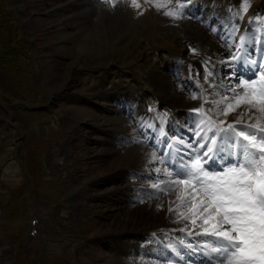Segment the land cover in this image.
I'll return each mask as SVG.
<instances>
[{
	"label": "rangeland",
	"instance_id": "obj_1",
	"mask_svg": "<svg viewBox=\"0 0 264 264\" xmlns=\"http://www.w3.org/2000/svg\"><path fill=\"white\" fill-rule=\"evenodd\" d=\"M205 1L220 10L229 3L240 7V0H191L188 8L206 15L198 12ZM178 2L0 0V264H112L104 255L113 242L125 244L116 262L142 250L132 246L133 237L100 240L95 234L121 219L120 204L148 205L135 183L152 180L148 173L112 176L119 172L113 151L122 154L123 147L139 144L133 141L129 113L111 111L116 105L112 94L130 96L147 116L170 117L173 108L162 101L156 73L180 61L178 56L203 68L207 56L197 54L198 44L191 39L211 49L221 46L190 15H165L177 10ZM249 3L243 21L254 9L264 10V0ZM89 32L94 37L88 41ZM170 67L163 70L168 75ZM190 99L187 108L194 109L201 97ZM127 128L132 140L123 133ZM138 169L146 167L131 170ZM96 178L98 184L83 187ZM95 193L101 198L90 197ZM82 204L90 214L83 215ZM32 217L41 236L35 242L29 235ZM154 219L159 214L148 223ZM96 248L103 256H96Z\"/></svg>",
	"mask_w": 264,
	"mask_h": 264
},
{
	"label": "snow or ice",
	"instance_id": "obj_2",
	"mask_svg": "<svg viewBox=\"0 0 264 264\" xmlns=\"http://www.w3.org/2000/svg\"><path fill=\"white\" fill-rule=\"evenodd\" d=\"M190 2L182 0L176 11L165 15L183 16ZM249 7V0H240L234 15L239 17ZM241 41L243 46V37ZM231 59L246 57L233 55ZM256 63L251 61L252 65ZM195 74L203 75L205 82L215 87L213 70L206 67L203 74ZM253 76L256 78L237 76L236 86L228 89L230 96L221 93L220 99H203L200 107L192 110L200 118L197 128L207 124L210 136L198 131L199 139L194 144L183 138L169 141L161 126L156 139L158 144L166 145V150L153 145L149 161L166 165L163 172L169 187L177 191L178 202L175 207L170 205L168 212L177 215L176 223L185 224L181 232L204 241L201 248L207 264H264V64ZM209 103L212 107L206 108ZM237 109V118L228 123L227 116ZM220 115L224 119L214 118ZM161 121L163 124V117ZM149 127L155 131L157 126ZM155 171L159 174L162 169ZM152 188L164 191L158 183ZM180 244L188 249L195 247L183 240Z\"/></svg>",
	"mask_w": 264,
	"mask_h": 264
},
{
	"label": "bare ground",
	"instance_id": "obj_3",
	"mask_svg": "<svg viewBox=\"0 0 264 264\" xmlns=\"http://www.w3.org/2000/svg\"><path fill=\"white\" fill-rule=\"evenodd\" d=\"M85 12L87 13V11H85ZM91 31L93 32V30H91ZM208 35H210V34L208 33ZM87 37L88 38H86V39L89 41L92 37H94V35H93V33L89 32ZM211 38L213 39L214 37L212 36ZM195 41L197 42V44L199 46L194 45ZM213 42L214 41H212V43ZM190 43L193 44V46H195L194 50L197 51L198 55H202L203 57H204V55L207 56L206 57L207 66L210 68V70H213L214 74H215L214 77L212 78V83L215 85V87H211L210 85L206 84L204 80H199L200 78L198 79V77L194 71L197 68L196 67L197 66L196 61L192 60L193 62H195V64L192 63L191 59H185L184 63H178V62L174 61L171 64H169V66L172 65V67H174L177 70L180 79L183 78L184 80H189V82L194 84L200 93L199 95H202L201 97H203V99H207L209 101L217 100V99H220L221 93L224 95L230 96L231 93L228 91V89H229V87H235L236 84L231 79L232 78V71H231V67L229 64V61H230L229 56L228 55L223 56L226 53L221 55V51L223 49H225L224 45L218 41L217 45L220 44L221 46L216 47V46L212 45V49H211V45H210V47L207 48L204 45H201V43H199L197 40H194V39H191ZM262 45H264V41H263ZM216 49L219 50L220 52L216 51ZM207 50H208V52H207ZM169 66L166 65L167 68L163 67L162 72L159 71L158 73H156V76H157V78L159 77V79L162 82V90L161 91H162V95L164 97V98L162 97L163 98L162 101L166 102L167 107L171 106L173 108L171 111L168 110L167 113L176 114V116H177L178 114L181 115L183 112H185L184 109L189 107L188 105L191 101H190L189 96H187L186 94H184L182 92V88L179 86V80H177V81L175 80L176 78L174 77V74L168 75L167 72L165 73L163 71L164 69H165V71H167V69H169ZM112 96L114 98V101H117L118 99L119 100H121V99L128 100L125 96H123V94H116L115 95L116 98L114 97L113 94H112ZM198 105L200 107L201 103H198ZM125 107L126 108H124V112L129 113L128 121L129 120L133 121V119H136V120L140 119L138 114H141V112L137 108H136V110L134 109L132 111L133 113L131 114L130 105H127ZM211 107H212L211 103L206 105V108H211ZM111 111L118 113V114L123 113V112H121L120 105L114 106L113 110H111ZM239 111H240V109H237V112L229 113V115L227 116V122L232 123L233 120L237 118V114L239 113ZM214 118H216L217 120L224 119L223 115H220V116L214 117ZM244 121H245V123L248 122L247 115L244 116ZM124 122H126V121H124ZM125 125H126V123H125ZM191 125H192V120L190 118H185L183 126L186 129H188L189 126H191ZM131 131L132 130L130 128H127L126 132L127 133L129 132L128 134L125 131L124 132L122 131V132L124 134H126V136L130 138V140H132V138L130 137ZM135 145H137V146H135V147L125 146V147H123L121 149V151H123L122 154H120L119 151H117V150L113 151L114 153L118 154V157H117L118 164L116 165V168H118L119 172H117L116 174H114V173L117 170L115 172H112L114 174V175L112 174V176H120L123 172L129 173V174H131V173L132 174L142 173L141 174L142 176H144L143 173H152L151 175L153 177L151 179H153V180L147 179L144 182L137 181L135 183L136 185L138 184V186L140 185L142 187V190H140L141 194H140L139 198L149 200L150 203L148 202L147 203L148 205L144 206L143 208H137L138 207L137 205L123 206L120 204L118 209L117 208L116 209L124 211L125 214L121 217H119L118 215L117 216L115 215L116 219L118 217L121 218L120 220L118 219V222H117V220L115 221L113 218L112 219L110 218V220L115 221L112 225H110L109 227H106L104 230L101 229L99 231H96V233H95L97 235L96 238H98V239L100 238V240L105 238V236H107V235L116 236V238H112V239L120 240L121 238L118 239V237H122L123 235H125V237H127V236L128 237H134V236H140L141 237V235H143L144 233L149 234L153 231H156V230L164 228V227L171 228L174 230L177 228H184L185 227V224L180 225L179 223H176V224L173 223L174 225H172L170 223L172 220H175V221L177 220V215L176 214L171 215V213L168 212V208L170 205L175 207L178 202L176 200L177 191L173 190L169 187V181L164 180L162 182H159V184H158L159 188L167 190L166 194H164V196H162V197L159 195V192L157 189L152 188V184L157 183V182H154V180L158 179L156 177L165 176L164 172H163V169L165 167L163 165H160L159 163L153 164V163L149 162L151 160V153L154 150H152V149H150V148H148L142 144H135ZM139 146H141L142 148H139ZM143 147H145V148H143ZM142 166L146 167V169L131 170L132 168H138V167H142ZM156 166H161V169H162L161 173H159V174L156 173L155 169L158 168ZM152 168L154 170H151ZM100 175H102V173ZM104 176L106 177V175H104ZM100 180L101 179L96 178L93 180L94 182L93 181H91V182L87 181V182H83L82 184H83V187H84V185H89L91 183H93L91 185H96V183L98 184L100 182ZM142 183H144V185H146V186H143ZM148 188L151 191L145 192V190ZM112 191L114 192V190H112ZM122 191L126 192V189L124 188ZM119 193H121V192H119ZM119 193H117V194H119ZM90 197L91 198L92 197L101 198V196L97 193L90 194ZM118 198H120V197H118ZM134 198H137V197H134ZM84 199L88 200V197H85ZM123 203H124V200H123ZM82 205H83V215L90 214L91 211L88 208V206L84 205V204H82ZM158 205L160 207H158ZM185 211H186V209H185ZM154 214H155V216L159 214L160 219L159 220L154 219L153 223L149 224L148 221L151 220V218L154 216ZM189 227H191V225H189ZM131 232H132V234H130ZM107 247H110V248H108L109 253L107 255H104V258L107 257L108 262H110L112 264H146V263L156 264L154 262L148 261V259H145V255L143 254V251H144L143 249L138 251V252H129V255L127 258L123 257L120 261L116 262L114 259V256L118 255L117 252L120 249L119 247H121V249H122L123 247H125V244L122 242L121 243L120 242H113L111 244V246H107ZM107 247H105L106 250H107ZM132 249H133V247H132ZM129 251H131V250H129ZM96 252H97V255H96L97 257L103 256L101 254V251H99L98 248H96ZM119 255H123V254H119ZM131 255H133V256H131Z\"/></svg>",
	"mask_w": 264,
	"mask_h": 264
},
{
	"label": "trees",
	"instance_id": "obj_4",
	"mask_svg": "<svg viewBox=\"0 0 264 264\" xmlns=\"http://www.w3.org/2000/svg\"><path fill=\"white\" fill-rule=\"evenodd\" d=\"M1 16V15H0Z\"/></svg>",
	"mask_w": 264,
	"mask_h": 264
}]
</instances>
